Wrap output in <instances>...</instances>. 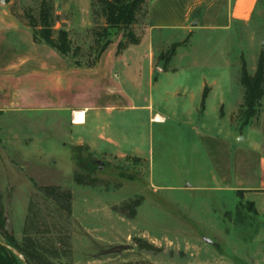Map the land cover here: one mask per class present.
Returning <instances> with one entry per match:
<instances>
[{"label":"rangeland","instance_id":"obj_1","mask_svg":"<svg viewBox=\"0 0 264 264\" xmlns=\"http://www.w3.org/2000/svg\"><path fill=\"white\" fill-rule=\"evenodd\" d=\"M39 1L4 0L0 12L11 2L10 12L35 17ZM51 2L73 46L86 53L91 0ZM147 2V18L137 26L143 35L141 44L128 48L123 54L125 62H133L141 49L151 45L159 68H177L176 74L162 76L160 93L183 88L199 95L201 85L212 87L206 123L214 119L212 109L220 101L226 113L238 110L243 98L241 64L252 74L258 56L264 58V0L249 21L231 24L232 0ZM59 27L57 23L55 29ZM176 43L179 46L170 55ZM141 90V95L135 93L136 104L148 94L145 80ZM236 109L229 129L230 147L250 148L259 140L258 129L264 150V98L260 113L242 128ZM134 118L135 114L126 116L127 120ZM153 133L148 178L146 160L95 155L71 145L66 115L0 114V241L21 242L31 202L44 218L36 225L40 232H58L67 224L73 264H264V216L242 192L190 188L207 184L206 168L199 154L189 158L186 168L181 167L174 146L176 142L192 143V131L163 132L154 126ZM158 137L166 142L165 157L158 154L162 147L157 146ZM76 175L80 183L74 180ZM45 185L71 192L70 217H61L42 198L36 186ZM133 201L139 205L129 219L130 211L124 205ZM147 244L153 249H146Z\"/></svg>","mask_w":264,"mask_h":264},{"label":"crops","instance_id":"obj_2","mask_svg":"<svg viewBox=\"0 0 264 264\" xmlns=\"http://www.w3.org/2000/svg\"><path fill=\"white\" fill-rule=\"evenodd\" d=\"M259 1L232 0L228 23L249 21ZM11 5L9 2L2 6L7 10L0 12V114L66 115L71 145L95 155L146 160L148 178L154 156V126L163 132L192 131V143L176 142L174 146L181 167L186 168L189 158L199 154L206 168L207 184L190 188L240 191L255 211L264 216V150L260 131L255 129L259 140L250 148L232 149L228 138L236 108L228 114L220 101L212 109L214 119L205 121L212 87L201 85L199 95L188 94L183 88L160 93L162 76L176 74V67L159 68L151 45L141 49L131 63L123 57L128 48L141 44L143 35L140 44L128 46L119 54L118 40L114 41L93 68H73L53 48L34 42L23 14L10 12ZM144 80L148 94L142 95L136 104L135 93L142 94ZM129 114H135V118L127 120ZM157 140H161L157 146H162L158 151L162 154L166 142L161 137Z\"/></svg>","mask_w":264,"mask_h":264},{"label":"trees","instance_id":"obj_3","mask_svg":"<svg viewBox=\"0 0 264 264\" xmlns=\"http://www.w3.org/2000/svg\"><path fill=\"white\" fill-rule=\"evenodd\" d=\"M147 0H91L89 5L90 28L86 31L90 36V44L86 53L81 48L73 46L70 34L65 24L54 12L51 0H40L37 15L23 13L26 25L31 29L33 40L44 43L53 48L59 55L69 61L73 68H93L101 54L114 41L118 40L116 54L128 46L140 44L141 33L137 26L147 18ZM12 13H14L12 11ZM60 27L55 29V25ZM178 43L173 44L170 55L174 53ZM243 88L242 103L237 110L241 118L240 128L246 126L250 120L260 113L261 100L264 98V58L260 54L256 68L252 74L248 73L245 64H241L239 77ZM205 97V91L202 97ZM74 180L80 183L78 176ZM42 198L52 205L55 211L66 218L71 216V192L59 186H36ZM139 202L133 201L124 205L130 212L128 218H134ZM252 205V204H251ZM39 220L44 221L40 210L31 202L23 226V237L20 243L12 238L4 239V243L14 247L23 256L26 264H73L70 235L67 224L58 232H40L36 227ZM50 234V236H45ZM3 242V241H2ZM146 249H153L150 245ZM0 264H23L14 254L0 246Z\"/></svg>","mask_w":264,"mask_h":264},{"label":"water","instance_id":"obj_4","mask_svg":"<svg viewBox=\"0 0 264 264\" xmlns=\"http://www.w3.org/2000/svg\"><path fill=\"white\" fill-rule=\"evenodd\" d=\"M0 3H4V0H0ZM0 246L4 247L8 251H10L12 254H14L23 264H26L23 256L18 252L14 247L5 244L4 242L0 241Z\"/></svg>","mask_w":264,"mask_h":264}]
</instances>
